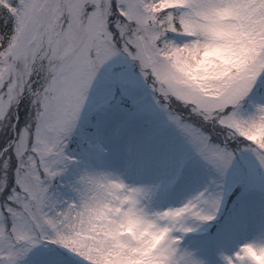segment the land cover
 Masks as SVG:
<instances>
[{
	"label": "snow or ice",
	"instance_id": "6c2138e0",
	"mask_svg": "<svg viewBox=\"0 0 264 264\" xmlns=\"http://www.w3.org/2000/svg\"><path fill=\"white\" fill-rule=\"evenodd\" d=\"M0 264H264V0H0Z\"/></svg>",
	"mask_w": 264,
	"mask_h": 264
}]
</instances>
